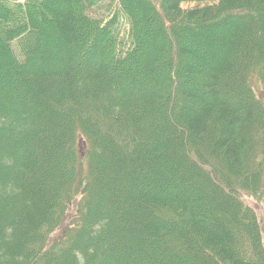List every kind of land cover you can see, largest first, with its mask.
Instances as JSON below:
<instances>
[{
  "label": "trees",
  "instance_id": "1",
  "mask_svg": "<svg viewBox=\"0 0 264 264\" xmlns=\"http://www.w3.org/2000/svg\"><path fill=\"white\" fill-rule=\"evenodd\" d=\"M103 1L0 0V264H264V0Z\"/></svg>",
  "mask_w": 264,
  "mask_h": 264
},
{
  "label": "rangeland",
  "instance_id": "2",
  "mask_svg": "<svg viewBox=\"0 0 264 264\" xmlns=\"http://www.w3.org/2000/svg\"><path fill=\"white\" fill-rule=\"evenodd\" d=\"M101 7L103 6H110L113 4L110 0H105V3H100ZM115 6V5H114ZM254 87L258 95L263 93V88L260 84H256V81H254ZM241 198L243 201L251 207L257 214V217L259 216V221L261 224V231H262V238H263V243H264V199L260 197H254L251 196L250 194L243 193L241 194ZM78 199H75L69 208L67 214L64 217V221L60 224L59 227L55 230V232L52 234L51 239H59L63 236L65 230L69 225L71 224L72 220L76 217L77 214V204H78Z\"/></svg>",
  "mask_w": 264,
  "mask_h": 264
},
{
  "label": "bare ground",
  "instance_id": "3",
  "mask_svg": "<svg viewBox=\"0 0 264 264\" xmlns=\"http://www.w3.org/2000/svg\"><path fill=\"white\" fill-rule=\"evenodd\" d=\"M252 215H254L253 213H251Z\"/></svg>",
  "mask_w": 264,
  "mask_h": 264
}]
</instances>
